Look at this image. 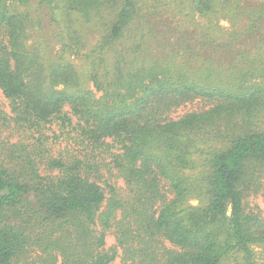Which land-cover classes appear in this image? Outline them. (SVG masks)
Returning <instances> with one entry per match:
<instances>
[{
  "label": "trees",
  "instance_id": "obj_1",
  "mask_svg": "<svg viewBox=\"0 0 264 264\" xmlns=\"http://www.w3.org/2000/svg\"><path fill=\"white\" fill-rule=\"evenodd\" d=\"M32 2L0 0V264H264V0Z\"/></svg>",
  "mask_w": 264,
  "mask_h": 264
},
{
  "label": "rangeland",
  "instance_id": "obj_2",
  "mask_svg": "<svg viewBox=\"0 0 264 264\" xmlns=\"http://www.w3.org/2000/svg\"><path fill=\"white\" fill-rule=\"evenodd\" d=\"M36 6H37L36 0H33V2H32V11L33 12H34L35 9H37ZM33 15H35L36 18L38 17V14L33 13ZM48 23H49L48 19L43 18V23L42 24L45 25V27L48 26ZM221 24L223 26H225V27L229 26V24L227 22H224V21ZM72 61L74 62V64L76 65V67L78 68V70L80 72L84 69L82 61H80L78 58L72 57ZM84 82H85L84 85H86L90 90H92L95 93L97 98H101L103 96V92L102 91H97L96 87L94 86V84L92 82L88 81L87 79H84ZM0 107L2 109L10 111L9 110V103H8L7 99L5 98V96L3 95L1 90H0ZM196 109H197V107H196L195 104L182 106L173 114V117H176V118L178 117L179 118L180 116L184 115L185 113L190 112V111H195ZM200 148H202V146H199L198 148L192 150V151H195V155L193 156V159L196 160L197 162L201 161V158H200L201 155H200V152H199ZM200 171H201V169L198 168L195 171H190V174L191 173H200ZM113 183L121 191H123L125 189V185H124L122 179L116 177L113 180ZM189 203L191 205H193V206H196V205H198L199 202H198V200L192 199V200L189 201ZM247 203L249 205H251L252 207L258 208V209H256V211H261V212L264 213V197L252 196L249 199H247ZM114 245H115V237L113 236V233L110 232V233H108L106 248L107 249L112 248ZM257 251H259V249H257ZM112 264H121L120 258H118Z\"/></svg>",
  "mask_w": 264,
  "mask_h": 264
}]
</instances>
